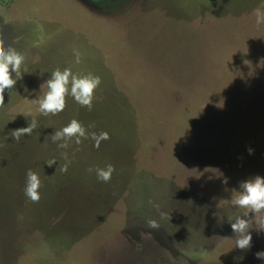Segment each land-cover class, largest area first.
<instances>
[{
	"label": "rangeland",
	"instance_id": "374dc122",
	"mask_svg": "<svg viewBox=\"0 0 264 264\" xmlns=\"http://www.w3.org/2000/svg\"><path fill=\"white\" fill-rule=\"evenodd\" d=\"M257 8L264 0H0V36L26 57L0 107V264H264V232L241 250L213 215L241 214L240 182L264 176ZM57 68L101 77L91 111L68 96L58 115L40 114ZM74 118L110 139L58 148L51 135ZM108 164L107 183L87 171ZM28 169L38 203L24 195Z\"/></svg>",
	"mask_w": 264,
	"mask_h": 264
},
{
	"label": "clouds",
	"instance_id": "9594fccd",
	"mask_svg": "<svg viewBox=\"0 0 264 264\" xmlns=\"http://www.w3.org/2000/svg\"><path fill=\"white\" fill-rule=\"evenodd\" d=\"M254 14L256 25H264V10L257 8L254 10ZM75 56L76 63H79L80 54L77 52ZM25 60L24 54L17 51L16 48L7 45L5 39L0 36V107L5 104V90L14 88L17 79L22 78L21 67ZM13 73H15V78H13ZM101 83V77L93 73L74 74L71 68H64L63 70L57 68L51 72L50 78L46 81L48 91L38 101L39 112L43 116L58 115L66 108V98L68 96H71L81 107L91 111L93 109L95 91ZM37 126L38 122L34 118L27 127L14 129L10 132V135L15 141H19L25 134L30 136ZM51 139L61 149H68L73 141L76 145H79L82 143V139H91L94 141L93 146L99 148L101 142L110 139V136L107 131H100L99 133L95 131L88 132L85 126L74 118L66 126L55 130L54 134L51 135ZM248 152L252 154L254 149L249 147ZM63 156L65 160L68 159L67 152L63 153ZM55 162L56 160L52 159L45 163L48 166H52ZM60 171L66 173L68 171V163L61 166ZM87 171L89 173L95 172L97 180L107 183L111 180L115 168L113 165L108 164L103 168L90 166ZM227 182L228 178L225 177L223 183L227 184ZM41 187L42 181L39 175L32 169H28L24 187L25 197L32 203H38L41 199L39 191ZM231 206L235 209L243 210L242 213L234 214L230 211H225L223 215H218L217 213H213V215L218 217L220 226H222L226 216L227 223L230 224L235 234V247L241 250H248L252 247L253 238L250 230L255 229L258 233L264 232V176L255 175L241 181L238 194L231 199ZM160 215L163 217L165 213L160 212ZM146 223L151 229H159L160 227L155 219H148ZM255 256L264 260V251L256 252Z\"/></svg>",
	"mask_w": 264,
	"mask_h": 264
}]
</instances>
